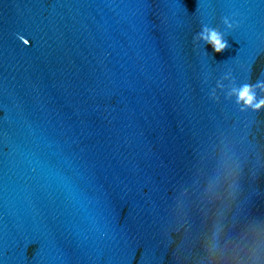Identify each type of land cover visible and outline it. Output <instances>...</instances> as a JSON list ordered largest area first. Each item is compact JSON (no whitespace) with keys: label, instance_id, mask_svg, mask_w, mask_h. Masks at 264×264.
<instances>
[{"label":"water","instance_id":"95a60500","mask_svg":"<svg viewBox=\"0 0 264 264\" xmlns=\"http://www.w3.org/2000/svg\"><path fill=\"white\" fill-rule=\"evenodd\" d=\"M245 85L264 0H0V264H264Z\"/></svg>","mask_w":264,"mask_h":264},{"label":"clouds","instance_id":"9594fccd","mask_svg":"<svg viewBox=\"0 0 264 264\" xmlns=\"http://www.w3.org/2000/svg\"><path fill=\"white\" fill-rule=\"evenodd\" d=\"M204 38L212 44L217 53L223 52L228 46L227 43L222 40L220 34L216 31H211L208 36ZM238 96L240 101H243L246 106L253 107L254 110L264 107V99L256 103L255 94L252 88L248 85H245L242 89H240ZM213 247H215V244Z\"/></svg>","mask_w":264,"mask_h":264}]
</instances>
